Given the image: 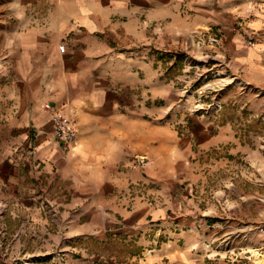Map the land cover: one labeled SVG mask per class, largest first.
<instances>
[{"label":"crops","instance_id":"0c3cea01","mask_svg":"<svg viewBox=\"0 0 264 264\" xmlns=\"http://www.w3.org/2000/svg\"><path fill=\"white\" fill-rule=\"evenodd\" d=\"M211 26L224 29L225 47L247 83L263 85L264 0H0V51L20 87L5 98L25 134L10 140L18 153L0 151L4 219L9 235L20 233L14 247L44 253L92 239L98 248L83 243L84 255L131 261L141 250L139 234L159 220L168 243L150 261L163 253L170 264H205L206 251L222 244L225 252L264 250V174L231 176L221 167L225 156L264 163V121L252 119V105L242 122L215 118L176 134L173 143L165 124L158 146L141 134L144 116L171 93L150 49L174 47L178 31ZM55 114L77 130L67 149L56 137ZM133 153L148 155L144 170L122 168ZM137 181L156 202L136 198L125 208L119 193ZM98 184L109 195L96 202ZM43 196L60 206L55 221L44 215Z\"/></svg>","mask_w":264,"mask_h":264},{"label":"rangeland","instance_id":"374dc122","mask_svg":"<svg viewBox=\"0 0 264 264\" xmlns=\"http://www.w3.org/2000/svg\"><path fill=\"white\" fill-rule=\"evenodd\" d=\"M156 24L158 28L163 26L162 22ZM175 35L177 43L174 47L156 46L150 49L160 77L170 84L171 93L168 97L156 101L157 111L154 115L144 116L145 124L141 134L147 144L155 146L161 144L163 130L160 125L169 126L173 143L176 134L179 136L186 134L185 129L197 128L204 123L205 125L216 124L215 118L216 120L221 117L236 118L238 122H242L249 113L253 112L248 110L250 105L256 110L253 113H257L251 116L252 119L256 122L264 121V84L254 88L244 79L243 69L233 64L225 47L224 29L221 26L194 27L178 31ZM3 42V38L0 37V48ZM145 46L147 45H140L137 48ZM5 54L7 53L0 51V151L5 154L11 151L14 154L18 153V149L14 151V148L18 146L8 148L10 140L21 141L25 134L22 129V116L18 111L10 112L9 109L13 103L5 98L7 89H11L13 94H17L20 89L16 80L17 69L9 65ZM214 86H220V88L213 89ZM8 130H12L9 135ZM26 134L27 140L34 142L36 132L30 130ZM261 143L263 144V141ZM29 150H32V147L22 151ZM173 155L172 152L171 156ZM141 156L144 159H141ZM192 160L196 163L197 160L201 161V158L195 157ZM222 162L221 167L227 169L231 176L244 173L246 178H250L257 171L264 174V163L261 165L256 161L251 163L246 156L234 160L225 156ZM148 165L147 154L133 153L128 156L122 168L144 170ZM41 167V163L37 161L35 168ZM66 182L70 183V181ZM145 186L146 183L143 181L129 182L119 193L120 204L130 208L136 198L146 201L148 205L155 204L156 197L147 193ZM1 191L6 192L7 189L3 186ZM62 194L64 192L60 193L61 196ZM92 194L96 202L106 199L109 195L101 184L93 188ZM69 196L70 193L67 198ZM40 204L49 221H55L58 218L60 206L50 202L45 196L40 198ZM7 208L6 202L0 198V264H170L163 253L158 256L157 261L148 259L168 243V237L164 234V228L159 220L150 221V229L139 234L142 244L135 259L114 262L96 255L89 257L82 253L80 247L83 243L87 244L91 250H97L98 243L92 239L76 242L66 248L59 246L47 252L43 251L44 253L39 250L28 251L23 245L14 247V242L20 233L16 231L9 235L4 219ZM225 248L226 245L222 244L215 251L207 250L205 264H264V250L243 252L242 249L234 248L225 252Z\"/></svg>","mask_w":264,"mask_h":264},{"label":"built area","instance_id":"2783aa9c","mask_svg":"<svg viewBox=\"0 0 264 264\" xmlns=\"http://www.w3.org/2000/svg\"><path fill=\"white\" fill-rule=\"evenodd\" d=\"M64 47H65L64 44H60L59 50L63 52ZM46 107H48V105H46ZM51 121L54 127V131L56 133L57 139L60 142H62L64 149H67L69 145L74 143L77 138L76 128L73 126V124L68 119H66L60 114L53 115L51 118ZM142 158L144 159L143 156H141V159Z\"/></svg>","mask_w":264,"mask_h":264},{"label":"bare ground","instance_id":"6f19581e","mask_svg":"<svg viewBox=\"0 0 264 264\" xmlns=\"http://www.w3.org/2000/svg\"><path fill=\"white\" fill-rule=\"evenodd\" d=\"M221 86H222V85H221ZM214 88H215V89H216V88H220V86H214L213 89H214Z\"/></svg>","mask_w":264,"mask_h":264}]
</instances>
